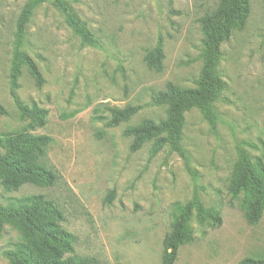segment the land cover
I'll return each instance as SVG.
<instances>
[{"label": "rangeland", "instance_id": "1", "mask_svg": "<svg viewBox=\"0 0 264 264\" xmlns=\"http://www.w3.org/2000/svg\"><path fill=\"white\" fill-rule=\"evenodd\" d=\"M29 0H0V139L26 129L10 94V67L16 25ZM97 39L82 46L64 17L44 3L34 13L22 49L37 65L43 85L24 68L17 91L26 105L47 111L43 128L52 139L47 159L58 181L44 188L25 184L17 191L0 185V205L44 195L63 211V227L76 237L74 254L98 264H162L163 241L173 223L176 203L191 200L195 186L204 206L222 217L220 228L193 219L191 240L175 264H238L264 256V212L260 222H246L239 201L228 192L238 147L253 163L264 165V0H249L242 29L222 44L220 73L225 90L215 104L219 120L212 128L198 109L186 112L185 161L165 147L151 158L152 142L131 152L128 128L145 120L159 122L166 108L152 105L167 83L196 88L202 70L199 21L219 0H66ZM164 42V69L148 68L147 52ZM142 110L128 123L111 128L109 108ZM4 153L0 146V155ZM114 191L110 204L107 195ZM6 226L0 238L5 252L21 242Z\"/></svg>", "mask_w": 264, "mask_h": 264}, {"label": "trees", "instance_id": "2", "mask_svg": "<svg viewBox=\"0 0 264 264\" xmlns=\"http://www.w3.org/2000/svg\"><path fill=\"white\" fill-rule=\"evenodd\" d=\"M44 3H50L63 17L66 25L77 36L82 46H98L97 39L80 19L66 0H29L23 7L16 25L15 47L10 67V94L23 120H28L26 129L0 139L4 153L0 155V185L7 191H17L25 184L49 188L57 184L58 178L47 159V151L52 139L46 135H36L33 131L43 128L47 111L37 105H26L18 96L20 78L25 68L36 85H43L42 75L34 61L22 49L26 43L27 28L35 11ZM249 0H219L218 8L200 19L203 62L196 88H180L167 83L164 90L155 93L152 105L166 108L164 120H145L128 128L125 136L132 138L131 152L139 151L145 143L152 142L151 158L165 147L185 161L188 173L194 181L198 174L189 164L183 148V127L185 113L198 109L204 120L215 128L219 116L215 110L221 98L225 83L220 73L222 62L221 46L227 42L234 30L242 29L249 16ZM150 70L161 73L164 69V42L158 39L156 46L146 55ZM141 106L128 105L123 109L109 108L108 126L118 127L128 123L137 115ZM0 114H6L0 102ZM238 160L231 174L228 192L239 201L246 222L257 225L264 212V165L261 160L252 162L250 155L238 147ZM115 192H110L105 203L110 204ZM175 217L169 233L163 241L162 264H175L179 249L191 238L188 233L193 219L211 228L222 226V217L213 209L204 206L198 186L191 200L174 205ZM63 211L44 195H34L15 200L9 205H0V238L6 226L12 227L21 235V242L5 257L10 264H98L96 259L75 256L76 237L64 227ZM238 264H264L261 258H246Z\"/></svg>", "mask_w": 264, "mask_h": 264}]
</instances>
